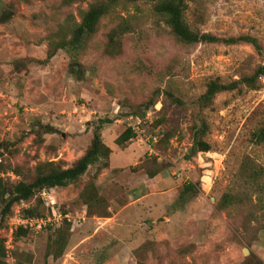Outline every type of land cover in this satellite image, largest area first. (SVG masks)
I'll return each mask as SVG.
<instances>
[{"label": "rangeland", "instance_id": "obj_1", "mask_svg": "<svg viewBox=\"0 0 264 264\" xmlns=\"http://www.w3.org/2000/svg\"><path fill=\"white\" fill-rule=\"evenodd\" d=\"M93 1L0 0V16L13 12L0 21V164L11 167L2 180L20 179L10 169L27 172L41 162L70 166L102 120L108 121L103 140L113 151L96 180L107 203L97 215L88 214L79 196L98 165L45 197L72 221L60 227L70 233L64 254L55 258L49 251L58 230L29 231L13 244L11 262L264 264V143L252 139L264 123V74L257 89L221 92L205 109L196 103L209 80L228 83L264 67V0H187L186 12L202 31L256 37L262 52L248 43L182 44L152 3L139 1L104 17L78 53L60 49L47 60L50 41L68 36L66 21H80L79 11ZM125 20L132 29L109 55V33ZM152 100L144 138L117 144L126 118L142 117ZM203 123L208 152L194 144ZM153 134L159 138L150 144ZM189 184L193 190L182 196ZM226 193L236 199L221 208ZM39 200L18 204L0 239L9 238L15 215ZM39 210L46 214V205ZM83 211L85 219L73 226Z\"/></svg>", "mask_w": 264, "mask_h": 264}, {"label": "trees", "instance_id": "obj_2", "mask_svg": "<svg viewBox=\"0 0 264 264\" xmlns=\"http://www.w3.org/2000/svg\"><path fill=\"white\" fill-rule=\"evenodd\" d=\"M139 1L151 2L153 12L163 18L172 35L182 44L224 43L233 45L248 43L253 45L257 51L262 52L263 48L260 41L252 35L240 34L237 36L219 37L211 32H205L196 26H192L186 17V12L188 10L187 0H95L88 4L86 9H81L79 11L80 21H77L74 17L66 21L64 26L66 27L65 31L69 32L68 36L64 35L59 37L58 40L50 41L47 60L54 57L60 49H64L71 54L74 51L78 53V51L84 49L88 41L97 34L100 21L104 17L111 13H116L115 10L121 6L125 7L129 3H136ZM130 29H132V26L125 20L121 22L117 28L110 31L108 46L105 48L107 54H115V51L119 48V39H121L125 33H128ZM263 74L264 67L260 66L252 74L228 83L221 81L219 78L211 79L207 82L205 92L197 99L196 103L200 108L205 109L213 104L216 96L221 92L241 89L240 86L242 85L250 89H257L259 87V79ZM166 94L176 103L182 104L180 98L176 97L173 92L167 91ZM154 104V100L149 102L146 106V110L141 113L142 117L136 116V118L145 119L148 113L147 110ZM107 122V120H102L100 122L101 124L95 127L91 144L70 166L63 165V162L59 161H47L38 163L33 170L30 168L27 172L20 171L19 168L10 169L13 173L21 176L22 178L20 179L5 183L0 177V229L7 226L8 219L18 204L29 202L37 196L40 198L37 204L24 210L22 213L24 216H44L45 213L39 210L42 204L44 206L41 193L44 190L50 191L55 188H65L71 184H76L82 180L83 176L93 165H98L97 171L86 181L79 198L88 208L89 215L95 216L98 214L99 209L106 208V199L100 195L96 180L104 168L110 167V156L113 152L112 148L103 140L102 125ZM206 128V123H203L202 127L196 132L194 144L200 152H208L212 149L210 144L201 138ZM135 136L136 133L131 128L127 127L117 138L116 143L122 145L133 140ZM252 139L257 144L264 143V123L253 132ZM1 155H3L2 152H0V161H2ZM8 168L11 167L8 166ZM8 168H4L2 164H0V173L9 170ZM193 188V184L187 185L181 195L183 196L185 193L192 191ZM235 199L236 197L226 193L221 199L219 206L221 208L228 207ZM109 215L110 212L108 210L102 212L103 217H108ZM65 225L70 226V223L65 221L64 226ZM56 230L58 231L54 236L55 238L51 239L49 251L53 250L55 258H59L64 254L68 246V236L70 233L69 227L67 229L59 228ZM29 231L30 230L24 228H20V230L16 231L15 243L18 244L20 237L27 235ZM6 256L7 250L5 248V240L0 239V264H6ZM12 256L17 257L16 251ZM22 262L23 261L18 260V262L15 263L22 264Z\"/></svg>", "mask_w": 264, "mask_h": 264}, {"label": "built area", "instance_id": "obj_3", "mask_svg": "<svg viewBox=\"0 0 264 264\" xmlns=\"http://www.w3.org/2000/svg\"><path fill=\"white\" fill-rule=\"evenodd\" d=\"M128 122V127L131 128L135 133L136 137L144 138V134L147 128L144 127L146 123V118H137V120L133 116H129L126 118ZM158 135H150L148 138V142L152 144L153 142L158 141ZM50 191L44 190L41 193V197L44 200V204L47 208V213L44 216L34 217V216H24L23 214L15 215L16 221L13 222L12 227L10 229V236L7 240H5V248L7 250L6 256V264H14L11 262V258H9V254L13 250V244L15 243V232L20 230V228L28 229L30 231L39 232L42 230L53 229L56 230L62 226V224L67 222H72L69 215L61 211L59 206L53 202V199L50 201H46V196H50ZM85 211H83V215L78 218V221H73V226L75 223H79L83 217L85 219Z\"/></svg>", "mask_w": 264, "mask_h": 264}, {"label": "water", "instance_id": "obj_4", "mask_svg": "<svg viewBox=\"0 0 264 264\" xmlns=\"http://www.w3.org/2000/svg\"><path fill=\"white\" fill-rule=\"evenodd\" d=\"M12 14H13L12 11L4 10L3 13H2V15L0 16V21L5 20L7 17L11 16Z\"/></svg>", "mask_w": 264, "mask_h": 264}]
</instances>
